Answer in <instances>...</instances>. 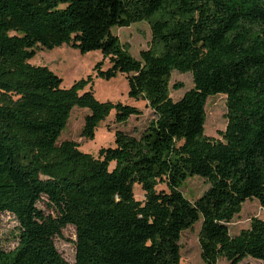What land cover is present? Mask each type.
Wrapping results in <instances>:
<instances>
[{"label":"trees","instance_id":"trees-1","mask_svg":"<svg viewBox=\"0 0 264 264\" xmlns=\"http://www.w3.org/2000/svg\"><path fill=\"white\" fill-rule=\"evenodd\" d=\"M140 21L152 39L136 57L112 29ZM65 44L103 54L95 75L70 87L31 63L38 48ZM173 70L193 75L179 100L171 96ZM119 73L128 74L129 96L154 111L141 136L118 129L115 145L98 155L60 141L75 107L89 110L88 139L113 109L119 122L143 114L96 97L95 77ZM216 94L227 96L223 139L205 133L207 99ZM193 175L209 184L195 201L182 190ZM248 199L264 206L262 0H0V264H182V233L198 221L204 264L264 261L263 219L230 232ZM3 213L18 221L9 250ZM69 225L77 234L73 263L55 243Z\"/></svg>","mask_w":264,"mask_h":264},{"label":"rangeland","instance_id":"rangeland-1","mask_svg":"<svg viewBox=\"0 0 264 264\" xmlns=\"http://www.w3.org/2000/svg\"><path fill=\"white\" fill-rule=\"evenodd\" d=\"M112 32L118 35L124 44H127L131 53L139 57L140 52L148 48L152 39V31L148 22L140 21L128 27L115 26ZM103 59L100 50H93L82 54L78 49L68 45H62L52 50L38 48L36 56L31 63L37 65H46L55 73L63 78V85L70 87L75 81L86 78L89 74L95 75L94 67ZM109 60H105L104 69L110 67ZM128 74L119 73L116 77L107 80L101 77H95L93 90L96 97L103 102H123L141 108L143 114L140 116H131L126 122H119L116 119V110L113 109L109 116L102 120L97 129L94 139H88L83 135L85 117L89 113L87 108L75 107L66 128L62 131L59 140L71 139L80 144V148L85 152L98 155L101 147L115 145V132L122 129L134 136L140 137L151 119L155 117L154 111L147 106L144 100H136L129 96ZM182 87L178 88L176 85ZM194 86L193 75L191 72H181L173 70L171 76V96L174 100L183 97L186 91ZM227 96L224 94L211 95L206 103V135L215 139H223V132L226 130L227 119ZM113 167V165H112ZM209 187L208 182L199 175L190 176L183 184L184 194L192 201L199 198ZM158 190H166L164 183L158 185ZM135 198L143 201L145 192L140 184L134 185ZM39 207L46 213H51V209L45 202H40ZM254 217L264 220V206L257 199H248L244 204L242 211L236 215L229 223L232 235L238 234L243 228L250 226ZM202 221H198L193 227L183 231L180 240L182 264H204L201 256V247L199 234ZM18 221L10 213L2 214V237L4 247L9 249L17 245ZM77 239L76 229L69 225L62 230V234L55 238L57 248L63 257L73 263L76 257L75 241ZM219 264H229L225 259L219 260ZM239 264H264V261L247 257Z\"/></svg>","mask_w":264,"mask_h":264},{"label":"water","instance_id":"water-1","mask_svg":"<svg viewBox=\"0 0 264 264\" xmlns=\"http://www.w3.org/2000/svg\"><path fill=\"white\" fill-rule=\"evenodd\" d=\"M264 2V0H262Z\"/></svg>","mask_w":264,"mask_h":264}]
</instances>
